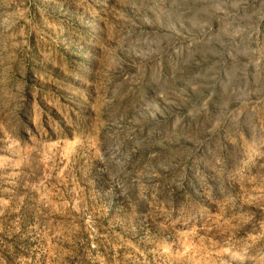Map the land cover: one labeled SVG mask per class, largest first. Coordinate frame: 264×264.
<instances>
[{
  "label": "rangeland",
  "instance_id": "1",
  "mask_svg": "<svg viewBox=\"0 0 264 264\" xmlns=\"http://www.w3.org/2000/svg\"><path fill=\"white\" fill-rule=\"evenodd\" d=\"M0 264H264V0H0Z\"/></svg>",
  "mask_w": 264,
  "mask_h": 264
}]
</instances>
